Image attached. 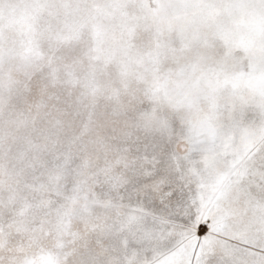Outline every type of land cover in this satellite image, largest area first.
Returning <instances> with one entry per match:
<instances>
[{"label": "snow or ice", "instance_id": "1", "mask_svg": "<svg viewBox=\"0 0 264 264\" xmlns=\"http://www.w3.org/2000/svg\"><path fill=\"white\" fill-rule=\"evenodd\" d=\"M0 264H264V0H0Z\"/></svg>", "mask_w": 264, "mask_h": 264}]
</instances>
